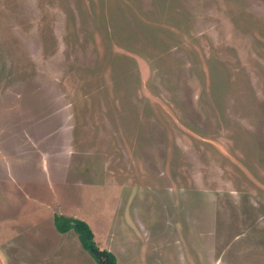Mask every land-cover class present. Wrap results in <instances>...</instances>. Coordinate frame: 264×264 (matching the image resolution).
I'll list each match as a JSON object with an SVG mask.
<instances>
[{
    "label": "rangeland",
    "instance_id": "obj_1",
    "mask_svg": "<svg viewBox=\"0 0 264 264\" xmlns=\"http://www.w3.org/2000/svg\"><path fill=\"white\" fill-rule=\"evenodd\" d=\"M264 264V0H0V264Z\"/></svg>",
    "mask_w": 264,
    "mask_h": 264
},
{
    "label": "trees",
    "instance_id": "obj_2",
    "mask_svg": "<svg viewBox=\"0 0 264 264\" xmlns=\"http://www.w3.org/2000/svg\"><path fill=\"white\" fill-rule=\"evenodd\" d=\"M53 224L59 233L73 231L81 248L90 254L97 264H117L116 256L112 251L98 246L94 238V232L86 221L55 214Z\"/></svg>",
    "mask_w": 264,
    "mask_h": 264
}]
</instances>
